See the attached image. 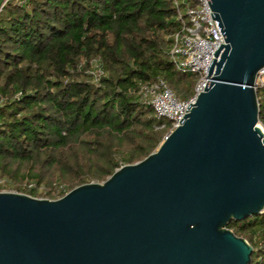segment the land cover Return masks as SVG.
<instances>
[{
	"label": "water",
	"instance_id": "water-1",
	"mask_svg": "<svg viewBox=\"0 0 264 264\" xmlns=\"http://www.w3.org/2000/svg\"><path fill=\"white\" fill-rule=\"evenodd\" d=\"M224 44L143 160L56 200L0 192V264H250L227 228L264 212V0H207Z\"/></svg>",
	"mask_w": 264,
	"mask_h": 264
},
{
	"label": "trees",
	"instance_id": "trees-1",
	"mask_svg": "<svg viewBox=\"0 0 264 264\" xmlns=\"http://www.w3.org/2000/svg\"><path fill=\"white\" fill-rule=\"evenodd\" d=\"M174 17L170 0L7 1L0 10V178L18 193L56 200L155 151L172 124L156 118L140 85L161 78L186 100L197 82L169 59ZM256 97L264 127V85ZM227 228L252 247L250 264H264V212Z\"/></svg>",
	"mask_w": 264,
	"mask_h": 264
},
{
	"label": "built area",
	"instance_id": "built-area-1",
	"mask_svg": "<svg viewBox=\"0 0 264 264\" xmlns=\"http://www.w3.org/2000/svg\"><path fill=\"white\" fill-rule=\"evenodd\" d=\"M7 1L9 0H3L0 10ZM170 1L175 8L174 20L178 22V30L170 37L169 59L176 71L195 74L197 82L192 96L186 100L179 99L161 78L140 85L139 94L147 100L156 118L166 119L172 124L163 140L178 127L187 107L195 104L197 96L206 85L207 69L211 59L214 60L213 53L224 44L216 21L211 18L207 0ZM93 75L94 82H97L102 72L97 69ZM263 85L264 69L256 78L255 88ZM258 126L264 133V127L259 123ZM8 183L0 178V192H6L4 189L8 187Z\"/></svg>",
	"mask_w": 264,
	"mask_h": 264
},
{
	"label": "rangeland",
	"instance_id": "rangeland-1",
	"mask_svg": "<svg viewBox=\"0 0 264 264\" xmlns=\"http://www.w3.org/2000/svg\"><path fill=\"white\" fill-rule=\"evenodd\" d=\"M91 66H92V69H90V73L92 74L93 76V79H94V72L98 69V63L96 62V60H94L92 63H91ZM17 188V184H12L11 182L8 183V187L4 189V191L8 192H15V193H18L16 192V189ZM45 192V190L41 187L39 188V192ZM41 199H48V198H41ZM51 200V199H50Z\"/></svg>",
	"mask_w": 264,
	"mask_h": 264
}]
</instances>
